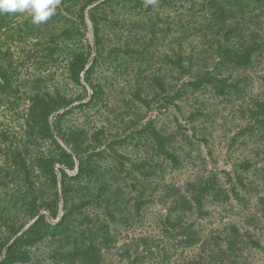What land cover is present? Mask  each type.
<instances>
[{
  "label": "rangeland",
  "instance_id": "rangeland-1",
  "mask_svg": "<svg viewBox=\"0 0 264 264\" xmlns=\"http://www.w3.org/2000/svg\"><path fill=\"white\" fill-rule=\"evenodd\" d=\"M84 1L61 0L55 15L39 25L25 14L0 15V238L4 224L23 225L21 230L39 214L55 222L62 213L60 170L70 178L77 172L76 157L71 168L55 162V185L33 164L40 152H54L49 141L26 140L23 134L21 121L37 91L71 101L51 116L62 114L63 130L85 131L89 144L85 149L95 154L97 169L71 185L79 189L76 195L101 193L97 200L86 198L77 212L81 215L67 228V237L64 233L36 242L26 261L16 264H79L71 251L72 239L77 237L81 243L80 231L95 225L115 238V246L104 250V263L181 264L200 248L179 242L176 230L166 228L162 220L177 187L183 191L187 183H198L212 171L226 187L234 184L237 196L231 194L224 202L207 197L205 212L187 214L186 224L193 221L191 229L206 236L213 229L221 234L219 229L231 221L247 227L248 216H260V226L254 230L260 245L237 264H264V138L247 114L264 99V0H155L154 4L142 0L140 6H118L113 12L115 22L101 21L98 56L88 10L103 0H92L81 11ZM215 4L236 9L229 21L240 31L225 43L232 40L238 46L253 40L257 45L247 65L217 68L216 73L228 77L222 95H216L210 85L196 90L180 87L197 70L192 67L181 75L183 68L176 67L181 53L184 69L189 57L199 66L205 61V68H210L211 60L203 52L213 37L208 26L218 25L211 13ZM224 33L218 31L219 37ZM79 53L87 60L77 84L69 62ZM178 86L183 94L167 101L166 93ZM148 126L171 134L168 150L176 161L158 152ZM14 148L21 149L26 176L18 171L21 160L10 157ZM244 161L249 163L246 168ZM26 183L36 190L37 203H56L55 216L40 207L37 216L28 218L23 200ZM114 200L118 210L111 216L106 207L112 208ZM121 245L128 248L129 256L120 254Z\"/></svg>",
  "mask_w": 264,
  "mask_h": 264
},
{
  "label": "trees",
  "instance_id": "trees-1",
  "mask_svg": "<svg viewBox=\"0 0 264 264\" xmlns=\"http://www.w3.org/2000/svg\"><path fill=\"white\" fill-rule=\"evenodd\" d=\"M92 0H86L80 5V10L91 2ZM142 0H103L88 10V16L91 22V29L94 38V44L96 46V56L100 54L99 44L101 43V21L106 19L107 21H114V13L116 7H125L126 5L136 7L140 6ZM235 10L233 7H224V5L215 4L212 10V14L216 16L218 25L210 24L208 29L209 34L213 35L212 39L207 40L208 47L204 50V58L211 60L210 68H205L206 63L203 61L199 66L198 63L194 64L191 57L188 58V67L184 69L182 67L183 57L181 53L177 54L176 67L183 72L180 74L190 73L192 67L197 71L190 73L191 78L187 81H183L180 87H188L191 90L199 89L200 86L210 85L215 89L216 95H222L226 81L228 77H224L221 72H217V68L223 64H231L242 66L247 65L251 61V55L256 49L255 41H248L249 43H241L238 46L234 44V41L230 40L229 43H225L230 37L239 34L240 28L235 25L232 27V22L229 19L234 17ZM114 12V13H113ZM82 19V12L80 15ZM219 32L225 31L223 36ZM206 34V33H205ZM253 34V33H252ZM209 53V54H207ZM216 58V61H215ZM87 57L78 54L74 56L69 62V72L73 81L79 84V73L84 69ZM220 76H219V75ZM4 79V76L2 75ZM183 78V77H182ZM193 78V79H192ZM181 79V77H180ZM5 80V79H4ZM88 85L91 83L88 79H84ZM184 90L177 88L170 89L166 93L167 101L171 102L183 94ZM71 101L66 99L65 96L59 94H50L48 92H35L30 98V103L26 109V113L21 121V126L24 127V137L26 140H47L54 148L53 153H39L34 156L33 164L39 170L40 174L49 178L51 183L56 185V178L53 171V164L55 162L71 168L74 165V157L78 160L77 172L72 178L68 177L62 170L61 171V190H62V213L55 222H49L45 219L44 215H38L40 207H46L49 210L50 215H56V203L40 202L37 203L36 190L26 183V193L23 195L24 205L28 218L37 216L32 223L29 224L19 234L18 231L23 225L14 226L11 224H4V235L0 238V254L2 249L7 245L4 255L0 260V264H16L26 261L29 257V249L38 241L47 237H57L67 232V228L73 225L75 216H80L81 213H77L81 210L83 205H86V198L90 200H97L98 195L101 193L92 194L82 193L80 195L77 191L79 189H73L72 180L80 178L82 176H92L96 173L95 163L92 156L95 154H89L86 151V146H89L88 138L85 131L81 128H69L62 129L61 127V115H52L53 112L66 106ZM246 112V111H245ZM248 119L255 123L260 129V134L264 138V99L256 101L253 107L247 109ZM52 119V121H51ZM60 138L62 143L66 146V149L61 147L58 141L54 138L53 131ZM148 130L152 134L154 141L157 144V150L163 155H167L172 161L177 160V156L172 152H169L168 146L170 145L171 134L163 135L156 131L152 126H148ZM97 140V137H94ZM68 149V150H67ZM21 149L9 150L10 157L12 159L18 158L21 160L19 172L24 176L28 173L25 170V161L20 157ZM246 168L249 163L244 161L242 163ZM239 179V178H238ZM27 180V179H26ZM58 193L55 192V195ZM233 194L237 196V192L234 191V184L231 187H226L224 182L219 179L218 173L210 172L204 180L198 181V183L189 182L186 188L182 191L180 188H176L172 192V200L166 208V215L162 222L171 231H175V237L179 236V242H182L185 246L198 245L199 251L193 256L185 258L181 261V264H237L238 261H246L248 259L249 251L258 247L261 241L260 235L254 231L260 226L261 220L258 215H250L246 218L247 227L237 226L232 221L225 223L220 233L216 229L209 232L208 235L203 236L194 228L191 229L193 221L188 224L185 222L187 214L195 213V215L201 216L205 211L204 202L207 197L211 198L214 202H224L228 200L229 196ZM76 195V200L73 201V197ZM109 199V198H108ZM115 200L112 201L111 207H106L107 213L111 216L113 212L117 211ZM140 206L139 201H136V207ZM114 208V209H113ZM117 209V210H115ZM264 211V210H263ZM264 214V213H263ZM78 236L81 238L78 242L77 237L72 239L71 251L76 255V259L79 264H112L103 262L104 250L110 245L115 246V238L109 234L108 230L99 228L95 225V229L86 227L82 229ZM65 237L68 233L64 234ZM68 239V238H67ZM11 240V241H10ZM144 243L145 238H140ZM10 241V243H9ZM9 243V244H8ZM120 254L129 256L128 248L125 245L120 246ZM246 252V253H245ZM139 252H134V258L137 259ZM149 255L152 253L148 252ZM146 255H142L144 259ZM139 264H149L142 260Z\"/></svg>",
  "mask_w": 264,
  "mask_h": 264
},
{
  "label": "clouds",
  "instance_id": "clouds-1",
  "mask_svg": "<svg viewBox=\"0 0 264 264\" xmlns=\"http://www.w3.org/2000/svg\"><path fill=\"white\" fill-rule=\"evenodd\" d=\"M154 4L155 0H147ZM61 0H0V15L25 14L30 16L33 24L48 21L56 13Z\"/></svg>",
  "mask_w": 264,
  "mask_h": 264
},
{
  "label": "water",
  "instance_id": "water-1",
  "mask_svg": "<svg viewBox=\"0 0 264 264\" xmlns=\"http://www.w3.org/2000/svg\"><path fill=\"white\" fill-rule=\"evenodd\" d=\"M27 226H29V225H27ZM27 226H25V227H23L19 232H18V234L22 231V230H24ZM10 243V242H9ZM8 243V244H9ZM7 248V245L4 247V250L2 251V254H1V257L4 255V252H5V249Z\"/></svg>",
  "mask_w": 264,
  "mask_h": 264
}]
</instances>
